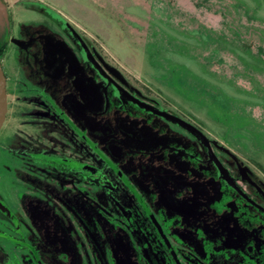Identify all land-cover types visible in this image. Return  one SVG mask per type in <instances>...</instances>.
I'll list each match as a JSON object with an SVG mask.
<instances>
[{
	"label": "rangeland",
	"instance_id": "374dc122",
	"mask_svg": "<svg viewBox=\"0 0 264 264\" xmlns=\"http://www.w3.org/2000/svg\"><path fill=\"white\" fill-rule=\"evenodd\" d=\"M0 2V264H264V0Z\"/></svg>",
	"mask_w": 264,
	"mask_h": 264
},
{
	"label": "flooded vegetation",
	"instance_id": "af4514ba",
	"mask_svg": "<svg viewBox=\"0 0 264 264\" xmlns=\"http://www.w3.org/2000/svg\"><path fill=\"white\" fill-rule=\"evenodd\" d=\"M9 33H10V26L7 18L4 17V15L2 14L1 2H0V53L9 43L12 44L13 46H19L18 41L12 36H10Z\"/></svg>",
	"mask_w": 264,
	"mask_h": 264
},
{
	"label": "water",
	"instance_id": "95a60500",
	"mask_svg": "<svg viewBox=\"0 0 264 264\" xmlns=\"http://www.w3.org/2000/svg\"><path fill=\"white\" fill-rule=\"evenodd\" d=\"M6 77L0 65V126L4 120L6 111V90H5Z\"/></svg>",
	"mask_w": 264,
	"mask_h": 264
},
{
	"label": "trees",
	"instance_id": "16d2710c",
	"mask_svg": "<svg viewBox=\"0 0 264 264\" xmlns=\"http://www.w3.org/2000/svg\"><path fill=\"white\" fill-rule=\"evenodd\" d=\"M135 83V85L137 86V84H136V82H134ZM135 194V193H134ZM136 195V194H135ZM138 196V195H137ZM139 199V198H138ZM140 200V199H139ZM141 205H142V207L143 208H145V210H146V207H145V205H143L142 203H141ZM176 261V260H175ZM176 264H178L177 262H176Z\"/></svg>",
	"mask_w": 264,
	"mask_h": 264
}]
</instances>
